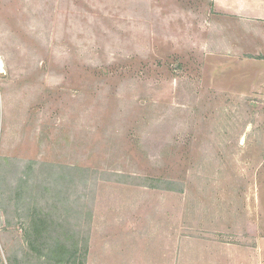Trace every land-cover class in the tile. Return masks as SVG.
I'll return each instance as SVG.
<instances>
[{
    "label": "rangeland",
    "instance_id": "obj_1",
    "mask_svg": "<svg viewBox=\"0 0 264 264\" xmlns=\"http://www.w3.org/2000/svg\"><path fill=\"white\" fill-rule=\"evenodd\" d=\"M0 264H264V0H0Z\"/></svg>",
    "mask_w": 264,
    "mask_h": 264
},
{
    "label": "trees",
    "instance_id": "obj_2",
    "mask_svg": "<svg viewBox=\"0 0 264 264\" xmlns=\"http://www.w3.org/2000/svg\"><path fill=\"white\" fill-rule=\"evenodd\" d=\"M60 242V241H59Z\"/></svg>",
    "mask_w": 264,
    "mask_h": 264
}]
</instances>
